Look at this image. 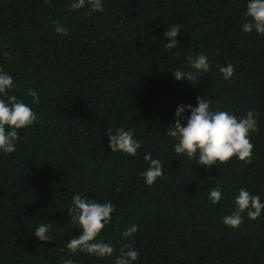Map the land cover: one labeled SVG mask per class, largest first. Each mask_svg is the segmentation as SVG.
Here are the masks:
<instances>
[{
	"label": "trees",
	"instance_id": "1",
	"mask_svg": "<svg viewBox=\"0 0 264 264\" xmlns=\"http://www.w3.org/2000/svg\"><path fill=\"white\" fill-rule=\"evenodd\" d=\"M77 2L0 0V69L16 85L8 95L38 117L18 130L15 152L0 151V264H115L126 244L139 252L133 264H264V211L255 220L245 212L236 228L222 222L241 188L264 203V35L242 31L249 0H102L104 11L91 15L87 0L73 9ZM173 24L180 42L167 50ZM200 54L210 71L193 85L178 81L173 72L195 71L188 57ZM228 64L234 74L225 80L219 68ZM198 97L213 111L256 114L250 164L234 158L208 169L198 155L175 153L169 126L178 107H197ZM120 128L141 142L138 155L111 151L109 129ZM149 153L163 164L152 186L141 176ZM217 187L222 199L213 205ZM74 194L114 205L98 237L111 256L67 249L82 231L67 214ZM41 223L52 241L35 236ZM133 225L137 232L123 237Z\"/></svg>",
	"mask_w": 264,
	"mask_h": 264
},
{
	"label": "clouds",
	"instance_id": "2",
	"mask_svg": "<svg viewBox=\"0 0 264 264\" xmlns=\"http://www.w3.org/2000/svg\"><path fill=\"white\" fill-rule=\"evenodd\" d=\"M87 3L90 6L89 15L92 12L104 11L102 0H87ZM84 6L85 0H78L77 3L72 4L73 9H80ZM245 14L251 18V21L243 24L242 31L245 33L255 31L259 35H264V0H249ZM56 31L61 35L68 34L63 26L58 25ZM179 35L180 26L178 24L167 28L164 33L167 40L164 45L165 49H175L180 42L177 39ZM3 55L7 57L8 53L5 52ZM188 67L195 71L176 70L173 74L178 81L187 80L192 85V82L197 81L201 74L211 69L208 57L204 54L195 58L188 57ZM219 71L225 80H229L234 74V66L231 64L221 66ZM15 87L13 77L0 69V97L7 96V101L0 98V151L6 155L16 151V143L20 139L18 130L28 128L38 120L36 113L29 105L18 100L15 95H8ZM27 95L33 98V104L39 103V97L34 90L29 89ZM197 102V107L180 105L175 113L177 117L175 123L169 126L166 135L178 141L174 146L175 153L184 155L191 161L195 160L198 155L197 164L208 169L213 166L226 165L234 158L250 164L254 150L251 133L258 131L256 114L249 111L244 117L237 118L236 115L227 111L211 110V101L203 97H198ZM185 111L190 112L191 115L184 117ZM182 120H186V124L182 123ZM115 132V135L112 129L108 132L111 151L131 156L138 155V149L142 144L133 138V132L123 128ZM144 159L150 163V167L142 172L141 176L148 186H152L158 178L163 177V164L159 159H153L150 153L146 154ZM209 179L211 180L212 177L210 176ZM221 199L222 191L218 187L210 190L209 200L213 205L218 204ZM235 204L236 208L232 214L223 217L222 220L226 226L233 228L241 225L245 212L249 219L255 220L264 211V203L261 202L260 197L244 188L239 190ZM114 212L115 207L110 202L98 203L82 194H74L73 204L67 214L71 217V223L78 224L82 231L78 237H74L67 243L69 252L72 254L80 252L100 258L111 256L114 248L108 243L98 241V237L110 224ZM49 229L50 225L41 223L36 227L34 234L40 241L50 242L52 237L47 235ZM137 230V226L133 225L122 235L129 238ZM138 259L139 252L131 244H126L121 249L115 264H133ZM64 264H74V261L65 259Z\"/></svg>",
	"mask_w": 264,
	"mask_h": 264
}]
</instances>
